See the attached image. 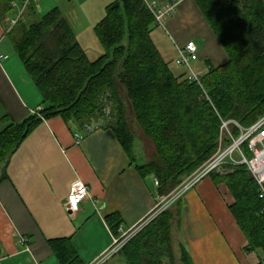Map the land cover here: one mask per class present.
Returning a JSON list of instances; mask_svg holds the SVG:
<instances>
[{"label": "trees", "instance_id": "obj_1", "mask_svg": "<svg viewBox=\"0 0 264 264\" xmlns=\"http://www.w3.org/2000/svg\"><path fill=\"white\" fill-rule=\"evenodd\" d=\"M172 2L174 0H164ZM224 50L227 61L201 76L200 84L177 77L152 39L155 18L144 0H118L106 8L95 33L106 53L91 60L71 24L55 8L39 21L19 22L10 34L15 53L43 99L44 109L0 131V167L43 121L60 118L82 130L103 112L108 95L117 107L115 133L132 156L135 136L127 106L157 147L156 160L136 167L142 178L154 176L160 196H168L218 150L223 121L250 128L264 117V0H194ZM0 0V15L12 10ZM126 106V108H125ZM234 137L240 131L234 129ZM229 140H226L228 144ZM246 155L250 154L247 145ZM225 183L235 199L231 212L244 233L246 250H264V200L245 166L227 167ZM181 200L178 202V204ZM166 210L120 251L127 264L175 263L172 226ZM118 237V214L106 218ZM60 264H84L70 239L49 241ZM183 264H192L187 252Z\"/></svg>", "mask_w": 264, "mask_h": 264}, {"label": "crops", "instance_id": "obj_2", "mask_svg": "<svg viewBox=\"0 0 264 264\" xmlns=\"http://www.w3.org/2000/svg\"><path fill=\"white\" fill-rule=\"evenodd\" d=\"M115 1L37 0L24 9V0H12L17 9L0 15V54L8 57L0 61V131L6 120L19 124L36 109H44L42 96L15 53L10 34L16 26L10 21L16 14L24 9L21 22L30 24L60 9L86 51L91 42L87 36L99 41L95 28ZM166 26L167 44L152 39L175 76H187L186 69L177 67L175 61L178 48L190 41L199 49L194 68L201 75L210 66L226 63L224 50L194 0H183ZM76 132L82 136L79 143ZM136 161L135 149L130 157L110 128L102 126L86 135L58 117L43 120L5 168L0 167V264H60L49 245L58 239H70L84 264L100 258L116 239L108 216L121 217L122 235L144 221L164 198L155 185L157 179L142 178ZM214 176L204 179L170 210L175 215L174 264H183L184 251L192 264H264V250H246L247 239L230 210L235 199L228 186ZM77 180L89 187L91 198L70 216L65 204ZM19 236L28 237L29 245H19ZM119 256L121 264H127ZM164 264L173 263L166 260Z\"/></svg>", "mask_w": 264, "mask_h": 264}, {"label": "built area", "instance_id": "obj_3", "mask_svg": "<svg viewBox=\"0 0 264 264\" xmlns=\"http://www.w3.org/2000/svg\"><path fill=\"white\" fill-rule=\"evenodd\" d=\"M36 1L37 0H24V9ZM145 2L154 15L156 25L162 26V28H165L164 21L167 18L172 17L180 5V2L176 0L166 3L163 6H160L155 0H145ZM17 7V2H13L12 9L15 10ZM24 9L18 12L16 17L10 21L12 27L17 26L19 22L22 21ZM199 54V49L196 43L190 41L185 46L178 48V57L175 61V65L179 68L186 69L189 81L201 85V73L197 72L194 68V64L200 59ZM6 59H8L7 56L0 54V61ZM40 112L41 109H36L33 114L39 115ZM235 128L240 131L238 137H234L233 131ZM96 129L98 128H95L93 125H85L82 131L84 134L89 135ZM74 138L76 142L79 143L82 139L80 132H76ZM225 139L229 140L230 143L226 144ZM245 145H247L250 154L249 157L244 151L243 147ZM228 166H245L259 187L260 198L264 200V117L250 128H243L235 121H223L219 147L215 154L192 175L187 177L171 194L160 199L154 211L147 218H155L166 210H169L173 204L182 200L188 192L196 188L204 179L212 174L222 175L224 173H230L231 171L227 170ZM156 185L158 186L157 181ZM90 198L89 187L80 180L75 181L71 186L70 194L65 204L68 214L73 216L78 213L81 205ZM145 220L138 226L123 233L121 238L136 234L142 229ZM17 243L21 246H27L30 243V239L25 236H19ZM122 248L123 245L119 243V239H115L111 248L91 264H107L122 250Z\"/></svg>", "mask_w": 264, "mask_h": 264}, {"label": "rangeland", "instance_id": "obj_4", "mask_svg": "<svg viewBox=\"0 0 264 264\" xmlns=\"http://www.w3.org/2000/svg\"><path fill=\"white\" fill-rule=\"evenodd\" d=\"M155 1H157V0H155ZM176 1H179L180 5H181L183 0H176ZM166 3H169V2H164L163 4L158 2V4L160 6H163ZM180 5H179V8H180ZM179 8H178V10H179ZM178 10L176 11L175 14H173V16H175L178 13ZM170 18L171 17L167 18L164 21L165 28L164 27L162 28V26H158V25H156V23H154V29L152 32V36H153L154 40L159 41V43L160 42H166L165 44H167V41L165 40L166 36L168 35V30H166L167 29L166 21ZM30 24H31V22H30ZM164 34H167V35L165 36ZM157 36H159V38ZM87 37L91 40L90 45L86 46L87 47L86 51L89 54L90 59L95 60V59L99 58L100 56H102L106 53L105 49L99 43V41H97L95 39H94L95 41L92 40V38H94V37L91 35H88ZM209 70H210V68H209ZM206 73H204V74H206ZM182 77H184V76H182ZM186 78L188 79V75L186 76V74H185V77L182 80H184ZM123 97H124L125 104L127 106L126 113L128 115L127 116L128 117V125H129L131 131L133 132V134L135 136L134 149H135V154L137 156L136 162L139 165H147V164L152 163L156 160L157 147H156L155 143L150 139V137L145 135V133L142 131V129L138 125L135 117L133 116L132 109L130 108L131 107L130 102L125 99V95ZM102 104H103L102 108L104 109L103 112H101V113L99 112L98 115L93 120L94 123L88 124V125H93L95 128H100L106 124L113 125V124L117 123V117H118L117 116L118 113H117V109H116L117 107L115 106V104L112 102V100L110 99V97L108 95L103 99ZM126 106H125V108H126ZM231 129H232V127H231ZM225 143H226V139H225ZM228 143H230V142H228ZM227 170L229 171L228 168H227ZM156 181H155V185H156ZM177 204H178V202L176 204H173L171 208H173ZM156 218L157 217L150 218V219L147 218L145 220V222L143 223L142 229H140L136 234H133V235L131 234V235L125 236L123 238H121V234H120L118 237H116V240L119 239V243L122 244L124 247L131 239H133V237L138 235L144 228L147 227V225H149L151 222H153ZM119 254H120V252L112 260H110L107 264H121L123 262V259L119 256Z\"/></svg>", "mask_w": 264, "mask_h": 264}]
</instances>
